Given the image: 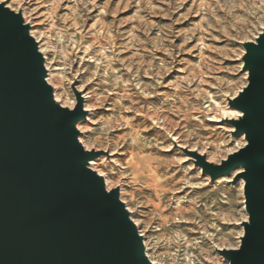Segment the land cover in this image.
<instances>
[{
	"label": "rangeland",
	"instance_id": "rangeland-1",
	"mask_svg": "<svg viewBox=\"0 0 264 264\" xmlns=\"http://www.w3.org/2000/svg\"><path fill=\"white\" fill-rule=\"evenodd\" d=\"M1 3L30 26L59 104L75 105L71 85L87 97L79 139L107 153L90 169L119 189L152 264H227L216 249L237 248L247 220L236 171L211 182L184 149L218 165L243 145L224 116L264 0Z\"/></svg>",
	"mask_w": 264,
	"mask_h": 264
},
{
	"label": "water",
	"instance_id": "water-1",
	"mask_svg": "<svg viewBox=\"0 0 264 264\" xmlns=\"http://www.w3.org/2000/svg\"><path fill=\"white\" fill-rule=\"evenodd\" d=\"M30 26L0 4V264H151L143 237L119 199L89 168L77 124L87 111L74 85L72 109L53 98ZM247 84L225 121L246 144L214 165L184 149L211 182L243 181L247 220L235 249H216L227 264H264V30L243 44ZM239 170V171H237Z\"/></svg>",
	"mask_w": 264,
	"mask_h": 264
},
{
	"label": "bare ground",
	"instance_id": "bare-ground-1",
	"mask_svg": "<svg viewBox=\"0 0 264 264\" xmlns=\"http://www.w3.org/2000/svg\"><path fill=\"white\" fill-rule=\"evenodd\" d=\"M32 32H30V35L33 37V35L31 34ZM257 37V36H256ZM34 38V37H33ZM35 39V38H34ZM36 40V39H35ZM38 49H39V51H40V49H41V46H40V48H39V46H38ZM41 52V51H40ZM42 53V52H41ZM42 55H43V53H42ZM43 57H44V55H43ZM44 66H45V68H46V64H45V57H44ZM46 70H47V74H48V69L46 68ZM245 74H246V72H244ZM49 76H50V73H49ZM246 76H247V74H246ZM245 76V77H246ZM47 81V80H46ZM48 82V81H47ZM241 91V90H240ZM81 92V91H80ZM81 95L83 96V98H84V108H85V106L87 107V97L84 95V94H82V92H81ZM237 95V94H236ZM235 95V96H236ZM235 96H233V97H230L229 99H233ZM53 98H54V100H55V102L56 103H59V101L57 100L58 99V95L57 94H55V96H54V94H53ZM85 102H86V104H85ZM61 105V104H60ZM74 107V105L72 106V107H68L69 109H72ZM86 109V108H85ZM227 109H229L230 111H229V115L228 116H224L225 117V119H233V120H236V119H238L239 117H241V114L239 113V112H237V111H235V110H232V109H230L228 106H227ZM158 120V119H157ZM83 122H80L79 124H77V129L79 130V132H80V136L78 137V140H79V142L82 144V142L81 141H83V140H81V139H79L81 136H82V134H81V131H80V129L82 128V124ZM230 128H231V131H232V126L230 125ZM240 137H242V136H240ZM242 139H243V137H242ZM82 146H83V144H82ZM244 146V139H243V145L241 146V147H243ZM84 147V146H83ZM84 149H85V147H84ZM189 151H192L191 149H188ZM185 155H187L186 153H185ZM185 157H187V156H185ZM100 160V158L99 159H96V160H93V161H91L90 162V164H89V168H93V166L96 164V162H98ZM199 171H200V169H198ZM237 171H239V170H237ZM99 173V172H98ZM220 179H228V180H226V181H231V179H230V177H224V178H220ZM220 179H218V180H220ZM217 180V181H218ZM104 184H105V189L106 190H108L109 188V185H108V180L106 179V178H104ZM238 185L240 186V188L243 190V181L242 180H240L239 182H238ZM241 229H242V231H241V234H240V236L238 237V242H239V239H240V237L242 236V234H243V228L241 227ZM140 234V233H139ZM142 236V235H141ZM143 237V236H142ZM143 244H144V242H143ZM144 249H145V247H144ZM219 249H222V248H219ZM145 255L147 256V254H146V251H145ZM149 257V256H148ZM147 257V258H148ZM149 259V258H148ZM150 261V260H149ZM150 263L152 264V262L150 261Z\"/></svg>",
	"mask_w": 264,
	"mask_h": 264
},
{
	"label": "snow or ice",
	"instance_id": "snow-or-ice-1",
	"mask_svg": "<svg viewBox=\"0 0 264 264\" xmlns=\"http://www.w3.org/2000/svg\"><path fill=\"white\" fill-rule=\"evenodd\" d=\"M0 2H2V0H0Z\"/></svg>",
	"mask_w": 264,
	"mask_h": 264
}]
</instances>
